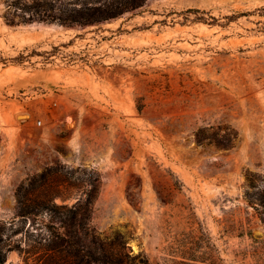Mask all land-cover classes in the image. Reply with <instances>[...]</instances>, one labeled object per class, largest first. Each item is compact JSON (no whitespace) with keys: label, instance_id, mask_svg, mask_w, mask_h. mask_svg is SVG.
<instances>
[{"label":"rangeland","instance_id":"rangeland-1","mask_svg":"<svg viewBox=\"0 0 264 264\" xmlns=\"http://www.w3.org/2000/svg\"><path fill=\"white\" fill-rule=\"evenodd\" d=\"M111 1L0 0V264H264V0Z\"/></svg>","mask_w":264,"mask_h":264},{"label":"trees","instance_id":"trees-1","mask_svg":"<svg viewBox=\"0 0 264 264\" xmlns=\"http://www.w3.org/2000/svg\"><path fill=\"white\" fill-rule=\"evenodd\" d=\"M138 1L139 0H113L109 4L108 3L102 4V7L99 6L93 9H88L84 14H81V16L84 18L91 17L92 19L108 18L117 15L123 9H127L128 7H133L137 5ZM27 211H32V210L21 209V214H24ZM2 261H3V257L1 256L0 253V262Z\"/></svg>","mask_w":264,"mask_h":264}]
</instances>
